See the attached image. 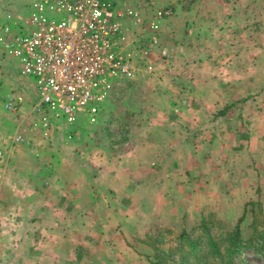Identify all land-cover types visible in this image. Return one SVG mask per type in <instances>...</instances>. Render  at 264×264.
I'll return each mask as SVG.
<instances>
[{
    "label": "rangeland",
    "instance_id": "obj_1",
    "mask_svg": "<svg viewBox=\"0 0 264 264\" xmlns=\"http://www.w3.org/2000/svg\"><path fill=\"white\" fill-rule=\"evenodd\" d=\"M29 1L0 0L3 218L36 209L18 223H42L37 247L53 264H155L157 253L173 264L178 245L186 264H223L207 236L225 237L252 200L264 223V0H112L138 12L124 25L148 53L95 122L73 124L35 111L33 80L4 50V29L25 19ZM250 222L247 212L243 237ZM0 231L6 244L18 237ZM231 260L264 264L252 247Z\"/></svg>",
    "mask_w": 264,
    "mask_h": 264
},
{
    "label": "built area",
    "instance_id": "obj_2",
    "mask_svg": "<svg viewBox=\"0 0 264 264\" xmlns=\"http://www.w3.org/2000/svg\"><path fill=\"white\" fill-rule=\"evenodd\" d=\"M27 11L13 31L4 29L3 44L33 80L35 111L67 124L81 115L95 122L99 104L134 78V59L148 53L124 25L125 19L137 24L138 12L112 0H30ZM7 106L15 107L12 101Z\"/></svg>",
    "mask_w": 264,
    "mask_h": 264
},
{
    "label": "trees",
    "instance_id": "obj_3",
    "mask_svg": "<svg viewBox=\"0 0 264 264\" xmlns=\"http://www.w3.org/2000/svg\"><path fill=\"white\" fill-rule=\"evenodd\" d=\"M226 112V107L220 109L218 111V115H223ZM249 206V207H248ZM261 200H252L248 201L245 204L243 214L238 218L236 224L233 228H229L225 232V237L222 239L217 238L214 239L211 236H207L206 247L207 252L212 257H216L218 261L222 262L223 264H232V257L235 256L236 253L240 252L245 247H252L256 250L262 257H264V223L259 221L260 213L258 209L261 210ZM247 212L251 214V222H250V233L243 237L240 223L243 221L244 216ZM201 225L203 227V231H206L208 228V224L206 219L202 218ZM186 235V230L182 229L179 238H182ZM189 241V239H188ZM197 240H194L193 243H197ZM155 253H157L158 248L156 246L153 247ZM177 252L179 253L178 261H173V264H186V255L184 248L182 245H178ZM162 254V255H161ZM160 255L155 254L156 261L155 264H168V261H165L164 253ZM168 257V255H166ZM222 257H226L224 261ZM170 258V257H169ZM225 262V263H224Z\"/></svg>",
    "mask_w": 264,
    "mask_h": 264
},
{
    "label": "crops",
    "instance_id": "obj_4",
    "mask_svg": "<svg viewBox=\"0 0 264 264\" xmlns=\"http://www.w3.org/2000/svg\"><path fill=\"white\" fill-rule=\"evenodd\" d=\"M13 195L23 196L20 193L18 195L17 194H13ZM35 210L36 209H26L25 207L24 208L20 207L17 209H13L12 212L16 213L19 217L21 214L24 215L25 213L28 212L29 213L32 212L35 214ZM3 217H4V211L2 208H0V230L3 231L17 230L18 237L16 240L11 239L15 241L7 243L8 244L7 246L5 236L0 231V264H48L47 261H50V264H53V261L57 262L58 257H43L44 252L42 246L37 247L40 246L43 243V241L41 240L42 236L34 231L37 229L45 228L42 226V223H39L38 220H34L32 226H27L24 224H27L28 221L26 223L24 222V224L18 223V221L21 220L20 219L21 217L20 218L18 217L11 218L8 216L5 218ZM50 251L52 254L53 253L52 248L50 249ZM54 253L56 255L57 253L56 250H54Z\"/></svg>",
    "mask_w": 264,
    "mask_h": 264
}]
</instances>
